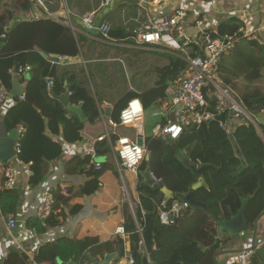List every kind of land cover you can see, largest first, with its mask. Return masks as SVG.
Here are the masks:
<instances>
[{"label":"trees","instance_id":"trees-1","mask_svg":"<svg viewBox=\"0 0 264 264\" xmlns=\"http://www.w3.org/2000/svg\"><path fill=\"white\" fill-rule=\"evenodd\" d=\"M122 7L120 5L114 12L120 11ZM128 7L130 14L136 17L139 7ZM29 11L33 13V19L25 16ZM68 20L72 25L80 26L71 17ZM133 25L128 23L121 26V23L112 21L107 35L131 43L134 41ZM242 25L236 17L222 18L214 30L205 27L203 32L211 38H221L235 34ZM238 37L239 41L233 49L222 56L218 75L221 83L237 94L246 111L257 116L264 112V42L247 39L240 33ZM79 54V39L71 27L46 14L35 0H0V84L9 92L14 75L19 82H26L24 98H12L13 104L6 110L2 123L7 131L23 128L18 139L17 157L29 167L27 183L30 188L44 182L48 173L47 164L63 154V145L55 137L61 135L63 142L74 143L81 139L80 131L85 128H90L94 135L100 134L102 128L99 114L105 119L117 121L120 111L132 98L138 97L145 111L151 106L158 107L165 97L168 83L175 82L187 66L180 57L169 55L167 65L157 73L159 79L163 78L162 81L141 92L129 91L113 102L110 109H105L89 70L82 64L66 63L59 59L77 57ZM51 57H57L59 61H52ZM15 62L20 65L17 74L12 73ZM25 66H29L28 80L25 79ZM48 78L52 80L49 89L46 88ZM68 91L70 94L66 95ZM63 96H67L69 104L82 106L85 121L66 109L61 101ZM230 136L236 143L235 147ZM230 136L216 120L199 127L186 126L171 143L151 134L145 135L149 160L143 159L138 167L135 219L143 230L148 225L146 216L154 219V248L148 256L150 262L146 264H215L214 251L205 249L214 244L218 235V226L202 210H188L174 224H162L157 215V207L165 199L164 193L159 188L140 184L139 172L147 165L153 177L161 181L176 198V194H185L197 181V177L177 158L178 152L184 151L190 164H210L203 169V184L193 190V197L196 201L205 202L217 219H228L236 214L247 196H250L245 211L248 222L254 221L263 210L264 123H237ZM109 151L106 141L97 143L98 155H105ZM99 165L100 169L91 173V178L80 187L81 194L90 195L98 188L97 177L110 167L104 162ZM4 167L5 163H1L0 212L15 217L20 194L14 187H4ZM52 198L54 204L47 219L42 223L36 216L29 217L26 219L27 228L42 234L62 224L66 215L60 203H66L68 198L58 195L56 191ZM72 209L71 215L78 211L79 206ZM123 218L122 227L129 243V253L135 264H140L142 251L139 228L126 206ZM229 237V234H225L220 241L225 243ZM78 240L77 237L58 236L41 244L31 260L25 253L11 252L2 264H68ZM118 241L123 244L121 238ZM115 248V240L100 243L97 238H86L80 247L77 264H87L88 253L102 258ZM250 264H264V248L254 247L251 250Z\"/></svg>","mask_w":264,"mask_h":264},{"label":"crops","instance_id":"crops-1","mask_svg":"<svg viewBox=\"0 0 264 264\" xmlns=\"http://www.w3.org/2000/svg\"><path fill=\"white\" fill-rule=\"evenodd\" d=\"M103 3L104 0H40L38 5L54 19L57 17L55 16L57 12L66 11L68 17L80 23V26H74L68 18L62 20L58 17L62 23L68 22L67 25L74 31L80 45V54L77 57H66L63 61L72 64H82L87 71L89 70L95 89L102 98L104 108L110 109L113 102L121 95L129 91L141 92L156 86L159 81L163 80V78L159 79L158 70L167 65L169 55L176 56V54L171 53L169 49L162 46L138 44L135 40V35L133 37L134 41L129 43L112 39L108 35L104 37L101 32L98 34L90 33L81 22V19L87 13H93L95 20V16L103 7ZM121 5L123 7L120 11L114 12L118 6L114 11L107 14L102 22L110 25V22L115 21L116 23H121V26L134 23L132 26L133 30V28L138 27L143 22L166 16L174 8L181 7L185 8L189 14L186 23V33L187 35H193L197 32L194 25V17L196 15H201L204 28H208L214 23L211 28V30H214L222 18L236 17L243 23L242 27L246 32L252 31L261 21L264 0H211L208 2L200 0H169L159 3L141 0L137 5L139 9L136 17L130 14L128 9L130 5ZM37 14L40 15V12L38 11ZM215 19L218 20L215 21ZM64 24L66 25V23ZM259 38L264 42V34H261ZM24 72L25 79L28 80L30 77L29 70H24ZM15 77L17 76L14 75ZM108 77L113 78V84L109 86L105 85L107 83L104 81ZM172 83L174 82L168 83L165 96ZM25 85L26 82H19V86L22 89H24ZM116 91L118 93L114 95ZM12 104L13 100L8 97L0 106V123H2L6 110ZM158 107L151 106L148 109L152 111L151 115ZM154 119L156 120V118ZM104 120L106 119L104 118ZM100 125L103 129L101 121ZM149 126L150 124L146 123V127L149 128ZM146 127L144 128V137L146 134H151L153 128V126L149 129H146ZM21 128H16L20 135L23 132ZM6 132L8 133L9 131L6 130ZM116 133L139 142L136 140L138 138L137 130L131 126L118 127ZM80 134L81 139L74 143L63 142L61 135L55 137L63 145V154L59 159L47 164L48 173L46 178L41 185L35 188L28 186L29 167L19 161L17 155L5 163L4 169L10 167L14 170L15 181L13 187L19 191L20 199L15 217L11 214L2 215L0 212V264H2L7 254L11 252L25 253L31 260L33 253L41 244L58 236L77 237L78 241L82 242L86 238H97L100 243L112 240L117 242L121 238L123 240V256L129 254V243L126 240V236H121L116 232V229L123 224L125 206L135 219V209L132 210L130 208L125 193H127L131 202L136 203L138 201L136 189L138 176L136 177L128 171L127 179L123 175L120 178L114 167L110 151L105 155H98L96 151L95 153H90L87 150V143L99 134L94 135L90 128L81 130ZM103 162L109 164L110 167H107L97 177L99 180L98 188L90 195L81 194L80 187L91 178V173L96 172L95 166ZM55 191L58 195L68 198L66 203H60V208L66 215L62 220V224L42 234H29L26 227V219L35 216L37 205L47 196H52ZM74 206H79V209L75 214L71 215L70 213ZM9 215L12 216V226H10V223L8 226ZM255 221L257 222L255 227V248H264L263 207L258 217L254 221L248 222L246 231L236 236L229 234L230 237L225 243L220 241L218 251H248L253 240ZM135 223L140 228L136 219ZM225 234L227 233L218 228L217 236L219 238H222ZM140 248L144 254L143 244ZM235 254L223 253L216 257V261L218 264H234ZM94 257L98 260L101 259L97 256Z\"/></svg>","mask_w":264,"mask_h":264},{"label":"built area","instance_id":"built-area-1","mask_svg":"<svg viewBox=\"0 0 264 264\" xmlns=\"http://www.w3.org/2000/svg\"><path fill=\"white\" fill-rule=\"evenodd\" d=\"M37 3L40 0H35ZM169 0H153L159 3ZM109 0H104L103 6ZM28 19H33L34 15L31 11L25 14ZM56 20L61 21L58 17ZM189 18L188 11L185 8L176 7L170 14L157 19H151L141 23L138 27L133 28L132 32L135 35V40L138 44L150 46H162L176 54L187 64L185 70L181 73L178 79L172 83L160 106L153 111L152 116L159 121L153 126L151 135L165 140L169 136L172 141L176 139L186 126L199 127L209 120H216L217 116L225 115V120H216L219 126L227 135H231L235 124V117H241L248 122L256 125V116L250 115L244 108L237 94L228 86L221 83L218 75L219 62L224 54L229 52L239 41L238 34H242L247 39H255L261 41L259 36L264 34V8L261 11V21L258 26L252 31L246 32L243 27H240L233 35H225L221 38H211L209 34L203 32L204 24L199 15L194 17V25L197 32L193 35H187L186 23ZM62 22V21H61ZM81 22L89 29L93 27V13L85 14ZM66 25L68 22H64ZM98 30L104 37H107L109 25L106 22H101L98 25ZM259 35V36H258ZM151 37V39H149ZM193 47H196L194 49ZM66 57H60L64 60ZM24 70H29V66H25ZM52 84L50 78L46 81V88L49 89ZM68 91L66 95H69ZM9 97V92L0 84V106ZM24 98V93L19 96ZM133 99V98H132ZM131 100V99H130ZM211 101V102H210ZM126 105L123 108L128 106ZM213 108L211 109V103ZM122 108V109H123ZM121 112V111H120ZM144 107L139 119L133 118L127 124L124 123L119 114V119L116 121L112 118L104 120L102 114H99L102 123V132L91 139L87 143V150L90 153H95L96 144L101 141H106L114 162L116 172L122 178V170L133 173L138 176V167L147 153L144 142ZM173 115V119L171 117ZM162 120V121H161ZM121 126H131L137 130L138 136H142V142L133 141L127 136L119 135L116 129ZM23 128H21L22 130ZM178 130V131H177ZM20 137V136H19ZM133 146L139 147L141 150L139 158L133 163L124 150L130 149L135 151ZM16 154L19 152L18 140L15 144ZM96 170L100 169V165L95 166ZM4 187L12 188L15 181L14 170L10 167L4 169ZM125 190V188H124ZM126 192V191H125ZM126 199L129 202L130 208L133 210L137 207V202L133 203L125 193ZM54 200L52 196H47L41 201L36 208L35 216L43 223L49 216ZM189 206L186 202L177 198L170 200L164 199L157 207V215L159 221L164 225L174 224L186 211ZM144 215V212H142ZM8 226L13 224L12 216L9 215ZM142 242L143 229H138ZM116 232L121 236H125L122 226L116 229ZM29 234H35V229L28 228ZM251 251H242L235 254L234 264H250ZM148 262H150L148 257ZM114 264H135L134 258L129 253L126 256L119 258Z\"/></svg>","mask_w":264,"mask_h":264},{"label":"water","instance_id":"water-1","mask_svg":"<svg viewBox=\"0 0 264 264\" xmlns=\"http://www.w3.org/2000/svg\"><path fill=\"white\" fill-rule=\"evenodd\" d=\"M140 1L141 0H109V2L106 5H104L102 9L98 12V14L95 16L93 27L87 30L90 33L98 34L99 33L98 25L103 21L104 17L107 14L114 11L121 4L136 6L140 3ZM55 16L65 19L68 18L66 11L57 12ZM50 59L52 61H59L57 57H51ZM19 71H20V65L18 62H15L14 67L12 69V73L17 74ZM22 92L23 89L19 86V79L15 77L13 79L12 86L9 91V98L12 99L14 97H19L22 94ZM61 101L70 113L75 114L81 121L86 120V117L82 112L81 105L73 106L69 104L67 96H63ZM171 117L173 119V115H171ZM256 118H257L256 123L257 122L264 123V113L258 114ZM216 120L224 121L225 115L221 114L220 116H217ZM211 121L212 120H209L208 122ZM234 121L242 124H245L247 122L245 119H242L241 117H235ZM19 136L20 134L18 129H12L7 133L4 128V125L0 123V162L6 163L7 161L16 157L17 154L14 149V146L17 140L19 139ZM138 138L140 139L138 143H141L142 136L139 135ZM165 140L168 143L172 142V139L169 136H166ZM230 141L232 145L235 147L236 143L232 136H230ZM177 158L185 168L190 170V172L197 177V181L191 185L190 190L187 191L185 194H176L175 197L179 200L186 202L189 206V210H202L206 212L211 217L212 222L216 223L218 228L224 233L230 234L232 236H236L246 231L248 229V221L245 216V211L250 196H247L242 200L241 206L239 210L236 212V214L232 215L228 219H217L215 214L210 210L209 206L205 202L196 201L193 197V190L200 187L203 184V180L201 177L203 169L210 164L201 163L198 166L192 165L187 161L183 151L178 152ZM144 160L145 161L149 160V153H146L144 155ZM139 174L141 176V181H140L141 185H149L161 189L167 201L174 198V195L169 190H167L166 187H164L163 183L159 180H156L153 177L149 165H147L142 171H140ZM146 219L148 225L142 232V242L145 249V253L144 254L142 253V259L140 264H146L148 262V256L152 251L154 245V234H153L154 219H152L148 215L146 216ZM256 223L257 222L255 221L254 229H253V240L251 242V246L248 248L249 250H252L255 247ZM82 243H83L82 241L76 242L73 257L68 264H77L80 247ZM116 246H117L116 250L105 253L100 260L96 259L90 253H88L87 258L89 264H113V262L117 261L119 258L123 257L124 255L122 245L119 241L116 242ZM219 247H220V238L217 236L214 244H212L211 246L205 249L207 251H214L213 258L215 260V264H218V262L216 261V257L223 253L235 254L244 251V250L218 251Z\"/></svg>","mask_w":264,"mask_h":264},{"label":"clouds","instance_id":"clouds-1","mask_svg":"<svg viewBox=\"0 0 264 264\" xmlns=\"http://www.w3.org/2000/svg\"><path fill=\"white\" fill-rule=\"evenodd\" d=\"M143 111V105L141 103V100L136 97L128 102V106L126 108H123L120 112V118L124 123H128L133 120V118L139 119V115ZM135 148V151H131L130 149H125L124 154L128 156V158L135 163L136 159L139 158L141 150L139 147L133 146Z\"/></svg>","mask_w":264,"mask_h":264},{"label":"rangeland","instance_id":"rangeland-1","mask_svg":"<svg viewBox=\"0 0 264 264\" xmlns=\"http://www.w3.org/2000/svg\"><path fill=\"white\" fill-rule=\"evenodd\" d=\"M218 20V19H217ZM216 19H215V21H217ZM214 24V23H213ZM212 24V25H213ZM212 25H210V27H208V28H212ZM259 42H261V41H259ZM263 72H264V70H263ZM107 84H105V85H107V86H109V85H111V84H113V78H111V77H108V78H105V80H104ZM262 85H264V80H263V82H262ZM96 90V89H95ZM96 92L98 93V91L96 90ZM118 92L116 91L115 92V94L114 95H116ZM113 95V96H114ZM151 112L152 111H150V110H146L145 111V115H144V118H143V121H144V128L146 127V123H149L150 124V126H149V128H151L152 126H154V124H155V122H158L159 120L156 118V120L154 119L155 117H153L152 115H151ZM154 120V121H153ZM149 128H147L146 127V129H149ZM137 141H140V139L139 138H137L136 139ZM127 170L126 169H123L122 170V175L124 176V178L125 179H127L126 177H127Z\"/></svg>","mask_w":264,"mask_h":264},{"label":"snow or ice","instance_id":"snow-or-ice-1","mask_svg":"<svg viewBox=\"0 0 264 264\" xmlns=\"http://www.w3.org/2000/svg\"><path fill=\"white\" fill-rule=\"evenodd\" d=\"M149 39H151V37H149ZM178 131V130H177Z\"/></svg>","mask_w":264,"mask_h":264}]
</instances>
